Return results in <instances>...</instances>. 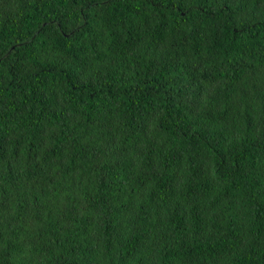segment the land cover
Returning a JSON list of instances; mask_svg holds the SVG:
<instances>
[{"label":"trees","instance_id":"16d2710c","mask_svg":"<svg viewBox=\"0 0 264 264\" xmlns=\"http://www.w3.org/2000/svg\"><path fill=\"white\" fill-rule=\"evenodd\" d=\"M0 264H264V0H0Z\"/></svg>","mask_w":264,"mask_h":264}]
</instances>
